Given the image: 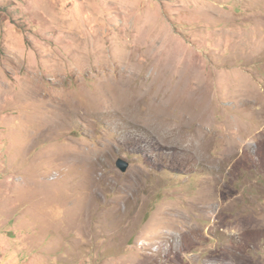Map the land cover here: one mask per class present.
Wrapping results in <instances>:
<instances>
[{
    "label": "rangeland",
    "instance_id": "rangeland-1",
    "mask_svg": "<svg viewBox=\"0 0 264 264\" xmlns=\"http://www.w3.org/2000/svg\"><path fill=\"white\" fill-rule=\"evenodd\" d=\"M0 264H264V0H0Z\"/></svg>",
    "mask_w": 264,
    "mask_h": 264
},
{
    "label": "bare ground",
    "instance_id": "bare-ground-1",
    "mask_svg": "<svg viewBox=\"0 0 264 264\" xmlns=\"http://www.w3.org/2000/svg\"><path fill=\"white\" fill-rule=\"evenodd\" d=\"M149 110L151 111V113L156 117L158 114H162L163 112H162V110L160 109V107L159 106H157L156 105V102L155 101H153V103H152V107L151 108H149ZM149 110L146 112V113H144L143 114V116H145V117H147V118H144L143 119V121L145 120V121H150L149 119L151 118V120H152V116L151 115H149L148 113H149ZM158 118V117H157ZM142 119V118H141ZM147 119V120H146ZM144 121V122H145ZM152 122H154L155 124H156V120H155V118H153V121ZM155 124H154V126H155ZM143 129V128H142ZM136 131H138V130H136ZM139 132V131H138ZM133 133V132H132ZM136 134V132L134 133V135ZM138 134V133H137ZM139 135V134H138ZM137 136V135H136Z\"/></svg>",
    "mask_w": 264,
    "mask_h": 264
},
{
    "label": "water",
    "instance_id": "water-1",
    "mask_svg": "<svg viewBox=\"0 0 264 264\" xmlns=\"http://www.w3.org/2000/svg\"><path fill=\"white\" fill-rule=\"evenodd\" d=\"M117 166H118L123 172H125V171L128 170V168H129V166H130V163L127 162V161H125V160H123V159H120V160L118 161V163H117Z\"/></svg>",
    "mask_w": 264,
    "mask_h": 264
}]
</instances>
